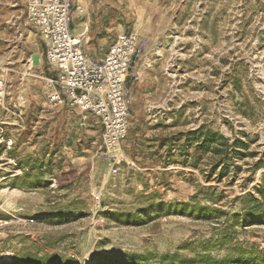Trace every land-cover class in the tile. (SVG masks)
Here are the masks:
<instances>
[{"label": "rangeland", "instance_id": "374dc122", "mask_svg": "<svg viewBox=\"0 0 264 264\" xmlns=\"http://www.w3.org/2000/svg\"><path fill=\"white\" fill-rule=\"evenodd\" d=\"M25 9L0 0V264H178L201 253L264 264V224L242 216L264 174V0H123L135 59L157 31L169 81L136 113L127 95L128 131L109 153L98 116L51 99L63 90ZM201 125L227 139L226 155L187 144L182 134Z\"/></svg>", "mask_w": 264, "mask_h": 264}, {"label": "built area", "instance_id": "2783aa9c", "mask_svg": "<svg viewBox=\"0 0 264 264\" xmlns=\"http://www.w3.org/2000/svg\"><path fill=\"white\" fill-rule=\"evenodd\" d=\"M71 1L26 0V15L41 35L46 60L57 72L56 82L63 90L51 99L58 103L67 99L81 112L98 116L102 145L109 153L128 131L126 76L140 41L134 32H121L101 62L90 59L81 49L80 38L70 30ZM4 96L5 83L0 77V106Z\"/></svg>", "mask_w": 264, "mask_h": 264}, {"label": "crops", "instance_id": "0c3cea01", "mask_svg": "<svg viewBox=\"0 0 264 264\" xmlns=\"http://www.w3.org/2000/svg\"><path fill=\"white\" fill-rule=\"evenodd\" d=\"M122 3L123 0H72L69 15L70 30L80 38L84 52L100 58L105 56L116 40V33L124 31L120 30L122 28L118 23L119 8L121 9ZM138 24L137 31L141 34L147 33L144 17L140 18ZM152 33L154 34L151 36L152 41L160 37L157 31ZM152 41L141 58H134L135 61L133 60L129 74L126 76L130 109L135 113L140 109L139 104L150 99H158L164 90H168L169 80L165 74L166 58L163 57L160 49L153 47Z\"/></svg>", "mask_w": 264, "mask_h": 264}, {"label": "trees", "instance_id": "16d2710c", "mask_svg": "<svg viewBox=\"0 0 264 264\" xmlns=\"http://www.w3.org/2000/svg\"><path fill=\"white\" fill-rule=\"evenodd\" d=\"M186 137L187 144H190L192 141H195L196 144L193 147L194 150H201L203 153L212 152L216 154L226 155L229 149L227 139L222 136L220 133L206 128L201 125L195 130L187 131L185 134H182ZM173 139H168L167 142L170 144ZM219 165V162L216 164ZM215 167V166H214ZM256 192L259 193L260 199H257L253 195H246L244 200L246 206L243 208L242 216L244 217L243 222L249 221L251 218L252 221L256 223L264 224V174L258 185L256 186ZM208 208L205 206H198L196 211L200 214L201 212L207 211ZM234 218L240 219L239 213H234L232 215ZM258 221V222H257ZM32 264H39L43 262L48 256H35ZM137 257V256H136ZM164 264H175L174 260L176 256H166L163 255L160 257ZM264 260V256L261 255L260 261ZM2 263V262H1ZM3 264V263H2ZM12 264H18L14 262ZM178 264H249L246 260H237L232 257H224L222 259H215L207 254L201 253L197 254L194 257H185L180 258Z\"/></svg>", "mask_w": 264, "mask_h": 264}, {"label": "bare ground", "instance_id": "6f19581e", "mask_svg": "<svg viewBox=\"0 0 264 264\" xmlns=\"http://www.w3.org/2000/svg\"><path fill=\"white\" fill-rule=\"evenodd\" d=\"M114 147H115V146H114ZM114 147H113V148H114ZM113 148H112V149H113Z\"/></svg>", "mask_w": 264, "mask_h": 264}]
</instances>
